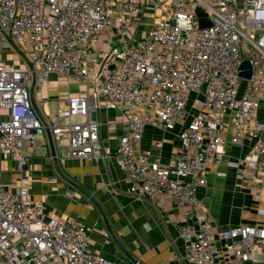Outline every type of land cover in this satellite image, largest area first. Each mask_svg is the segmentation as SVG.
I'll return each mask as SVG.
<instances>
[{
  "label": "built area",
  "instance_id": "2783aa9c",
  "mask_svg": "<svg viewBox=\"0 0 264 264\" xmlns=\"http://www.w3.org/2000/svg\"><path fill=\"white\" fill-rule=\"evenodd\" d=\"M148 8L160 13L138 35ZM199 8L210 26L200 27ZM242 40L252 51L244 58ZM9 44L22 47L29 65L19 69L0 57L5 158L21 169L24 142L38 145L49 128L67 158L113 156L130 192L160 210L169 202L180 208L187 264H250L264 251V226L218 229L197 195L227 156L228 140L252 142L233 165L264 188V0H0V49ZM245 61L248 78L240 75ZM53 74L87 90L65 98V107L47 112L45 121L33 106L32 82L41 92ZM97 96L124 118L126 131L113 151L102 148L91 117ZM188 118L178 134L181 151L169 165L142 152L146 126L173 131ZM29 188L26 179L12 190L0 183V264H116L92 252L81 222L47 217Z\"/></svg>",
  "mask_w": 264,
  "mask_h": 264
},
{
  "label": "crops",
  "instance_id": "0c3cea01",
  "mask_svg": "<svg viewBox=\"0 0 264 264\" xmlns=\"http://www.w3.org/2000/svg\"><path fill=\"white\" fill-rule=\"evenodd\" d=\"M150 13L159 15L158 11L148 8L143 16L149 14L151 17ZM157 18L153 16L148 22ZM0 57L6 63L19 65L22 51L8 55L0 52ZM86 90L73 79L53 74L41 92L31 88L32 102L35 101L39 116L46 121L47 112H54L58 106L65 107V98L83 94ZM40 94L44 104H40ZM94 103L98 108L92 111L91 117L99 123L100 143L102 148L113 151L126 131L123 115L119 110L107 108L103 97L97 96ZM189 119L178 120L173 131L146 126L142 152L150 151L161 164L169 165L171 158L181 151L178 134ZM38 141V145L24 142L23 154L27 161L21 169L14 158H5L0 153V183L6 189L12 190L21 179H26L31 199L44 203L47 217H57L62 223L81 222L88 229L92 252L113 263L187 264L178 234V226L183 223L180 208L169 202L165 210H160L130 192V184L113 156L67 158L65 147L60 148L54 142V158L46 131ZM156 144H161V148ZM252 145L251 141H246L235 146L228 140L227 156L220 167L210 170L207 186L197 190L198 197L208 207L210 221L218 229L238 225L264 226V188L248 177L250 173L246 168L233 165L238 158L251 152ZM218 245L223 252L224 243ZM227 262L224 256L223 263ZM250 264H264V251L259 250Z\"/></svg>",
  "mask_w": 264,
  "mask_h": 264
},
{
  "label": "rangeland",
  "instance_id": "374dc122",
  "mask_svg": "<svg viewBox=\"0 0 264 264\" xmlns=\"http://www.w3.org/2000/svg\"><path fill=\"white\" fill-rule=\"evenodd\" d=\"M146 10H147V9H146ZM159 13H160V12H159ZM150 14H151V13H150ZM148 16H149V14L144 15V16L142 17V19H141V24L139 25V27H137V28L135 29V31H136V33H137L138 35H139L140 33H142L143 30L146 29L147 25L150 24V21L148 22V20L153 19L152 14L150 15L151 17H148ZM18 49H19V50H18ZM18 51L21 52V51H24V50H23L22 47H20V46H16V47H14V46H12L11 44H10V46L7 47V48L0 49V52H1V53H4V54H6V55L11 54V53H14V52H17V53H18ZM19 54H20V53H19ZM20 55H21V54H20ZM249 55H252V51L247 47L246 42H245L244 40H242V41H241V57L244 58V56H249ZM28 65H29V64H28L27 60H26L25 58H22V57H21V63H20L19 65H17V66H18L19 69H23V68H27Z\"/></svg>",
  "mask_w": 264,
  "mask_h": 264
},
{
  "label": "water",
  "instance_id": "95a60500",
  "mask_svg": "<svg viewBox=\"0 0 264 264\" xmlns=\"http://www.w3.org/2000/svg\"><path fill=\"white\" fill-rule=\"evenodd\" d=\"M197 15L200 17L199 19V24H200V27H207V26H210V21L208 19L205 18V13L203 12L202 9H198L197 10ZM249 68V62L248 61H245L242 65V72H241V77L243 78H248L249 77V71H246V69ZM34 89V80L32 82V90ZM33 103V106L36 110V112L40 115V112H39V109L38 107L36 106V103L35 101L32 102ZM46 125V123H45ZM46 132L48 134V137H49V142H50V147H51V152H52V155L54 158H56V150H55V144H54V141L52 139V134H51V131L49 128H46ZM120 248L124 250V248L120 245Z\"/></svg>",
  "mask_w": 264,
  "mask_h": 264
}]
</instances>
